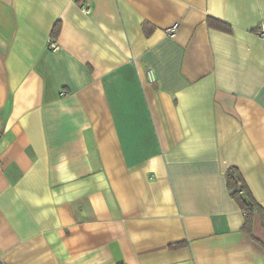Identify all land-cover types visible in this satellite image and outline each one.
Returning <instances> with one entry per match:
<instances>
[{"label": "crops", "instance_id": "crops-1", "mask_svg": "<svg viewBox=\"0 0 264 264\" xmlns=\"http://www.w3.org/2000/svg\"><path fill=\"white\" fill-rule=\"evenodd\" d=\"M262 23L264 0H0V264H264L226 178L264 213Z\"/></svg>", "mask_w": 264, "mask_h": 264}, {"label": "trees", "instance_id": "trees-1", "mask_svg": "<svg viewBox=\"0 0 264 264\" xmlns=\"http://www.w3.org/2000/svg\"><path fill=\"white\" fill-rule=\"evenodd\" d=\"M206 22L209 26L230 32L231 27L212 16H208ZM59 33V23L56 22L51 30V38H55ZM227 183L231 192V196L237 201L241 210L244 213V222L242 225V230L247 232L252 236L251 227H252V217L256 212L261 220V224L264 228V213L261 211L259 205L253 201V199L248 195L245 185L240 177V174L235 168H229L226 173Z\"/></svg>", "mask_w": 264, "mask_h": 264}, {"label": "built area", "instance_id": "built-area-1", "mask_svg": "<svg viewBox=\"0 0 264 264\" xmlns=\"http://www.w3.org/2000/svg\"><path fill=\"white\" fill-rule=\"evenodd\" d=\"M175 29H176V24H173L167 28H165V33L169 36H172L175 32ZM257 35L261 38L264 39V23L260 24L257 31H256ZM50 46L51 47H56L55 43L54 42H51L50 43ZM146 75H147V78L149 79V81H153L155 79L152 71L150 69H147L146 70Z\"/></svg>", "mask_w": 264, "mask_h": 264}]
</instances>
